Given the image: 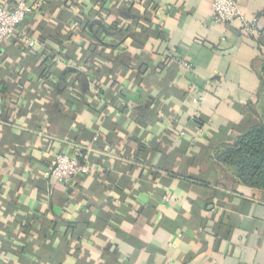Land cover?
Listing matches in <instances>:
<instances>
[{
    "label": "crops",
    "instance_id": "1",
    "mask_svg": "<svg viewBox=\"0 0 264 264\" xmlns=\"http://www.w3.org/2000/svg\"><path fill=\"white\" fill-rule=\"evenodd\" d=\"M48 1L50 14L39 10ZM108 1L110 16L101 18L109 24L127 26L131 13L147 12L134 28L143 41L82 30L83 18L107 29L88 14L98 10L89 0H0L33 9L22 28L35 42L0 44V264H264V191L219 180L202 161L208 141L225 130L222 142L250 118L264 47L238 21L213 22L210 0ZM236 2L263 30L264 0ZM41 25L46 32L61 25L56 42ZM95 43L107 47L105 57L86 54L101 49ZM46 53L54 65L42 71ZM119 55L150 69L143 79L136 69L115 78ZM60 73L74 78L79 91L71 95L87 101L77 108L60 98L68 121L44 97ZM172 88L186 97L176 99ZM141 96L152 99L149 122L136 120ZM194 116L205 123L201 133ZM77 152L91 173L69 185L44 178L55 154ZM29 216L36 223H14ZM65 223L75 224L74 234Z\"/></svg>",
    "mask_w": 264,
    "mask_h": 264
},
{
    "label": "trees",
    "instance_id": "2",
    "mask_svg": "<svg viewBox=\"0 0 264 264\" xmlns=\"http://www.w3.org/2000/svg\"><path fill=\"white\" fill-rule=\"evenodd\" d=\"M69 1V0H67ZM77 1V0H76ZM91 5L96 6L98 10H94V8L88 13L92 17H97L101 22L105 23L107 29L104 31L100 26L98 25H92V21L83 19H80L79 23H82V30H85L86 28L88 31L93 35H110L111 33L114 35V37L119 38L122 40V38L130 37L134 40L135 43L138 44L139 41L144 40V36L142 33L137 34L134 30L136 26H138L139 22H146L148 20L146 18V13L142 14V16H138L135 13H131L129 19L131 20L132 24H129L127 26L121 25L119 22H111L110 24L107 23L106 20L101 18L102 15H106V17L110 16V8H109V1L108 0H89ZM47 2V1H46ZM45 2V3H46ZM43 3L40 11H44L46 13H51L52 9L54 7L52 1H48V3ZM75 2L71 1L70 6H75ZM107 5V6H106ZM47 6V8H46ZM106 6V7H105ZM135 14V15H134ZM61 17V16H59ZM105 17V18H106ZM60 20H64L61 18ZM39 30H43L45 32L46 37L52 40L53 42L57 41V38L59 37V34H61V25L58 27V29H55V31L46 32V29L44 26H39ZM149 29H147V32ZM157 38H162V34L160 32H152ZM94 40V39H93ZM253 40L255 42L259 43L262 47H264V29L258 32V36L254 37ZM40 41H44V38H40ZM95 41V40H94ZM96 44V43H95ZM97 46H101L100 50H95L94 48L88 49L86 54L89 55H98L101 57H105V50L106 46H102L99 44H96ZM66 57L69 58V55L66 54ZM89 59V57H87ZM125 56H118L115 57L113 60L114 65V77L119 76H125L127 71L136 69L135 77L138 79L140 77L143 79V75L145 72L150 69V66L147 64L140 63L132 64L133 62H137L138 58H134L129 63L125 61ZM38 61V60H37ZM50 64V65H49ZM53 57L51 53H46L44 59L40 60V67H42L43 70H48L50 66H53ZM137 65V66H136ZM177 65V64H176ZM163 69V68H162ZM178 72V70H176ZM61 77L60 83H49L50 84V91H46L47 94L44 96L46 99L48 98V108L52 109V111L55 114H58L61 119L64 121H68L71 119V117H68L67 115H62V109L60 107V98L68 99L70 98L71 101L68 102L70 106L75 105L77 108L80 106H83L87 101L83 100L72 92H78V88L76 86V83L74 81V78L71 79L69 82L67 79L71 77L70 75H64L58 74L57 79ZM259 90L257 91V103L255 106H249L250 109V118L245 121V123H242V125L237 128H231V130H235L233 135L227 136L220 142L221 138L218 137H224L225 130L220 132L221 136L214 138V140L208 141L209 144L206 145L207 148H205L204 154H203V163L207 166V168H210L209 170H212L217 179H224L226 182H230L232 185H242L246 186L252 189L262 190L264 191V54L260 61L259 65ZM57 80V81H58ZM113 82H115V79H113ZM79 87V86H78ZM42 89V88H41ZM44 89V88H43ZM40 90V88H39ZM41 91V90H40ZM171 93L174 95V97L178 100H183L186 97L187 92L183 91L178 88H172ZM36 92H38L36 90ZM42 92V91H41ZM80 93V92H79ZM124 92H118L116 96L124 97ZM73 99L76 101V103H73ZM67 101V100H66ZM89 104V103H88ZM87 104V105H88ZM152 105V99L149 97L142 98L141 96V103L139 107L135 108V116L136 120L139 123L147 122L148 114H150L148 111L151 112L149 109ZM126 109V107H124ZM70 115V113L68 114ZM151 119H149L150 121ZM148 121V122H149ZM192 123L197 128H202V126L205 124L204 121L198 116L196 117ZM102 141L101 138H99L98 142ZM97 142V143H98ZM96 143V144H97ZM143 149V147H142ZM13 209H18V206L14 205ZM33 216L18 218L14 220L15 224L22 225V220L25 221V223H36V220L32 218ZM37 219V218H36ZM59 223L56 221L51 222L50 225L52 227H56ZM41 225V224H40ZM65 225L68 227V231L71 234H74V226L75 224L71 223H65Z\"/></svg>",
    "mask_w": 264,
    "mask_h": 264
},
{
    "label": "built area",
    "instance_id": "3",
    "mask_svg": "<svg viewBox=\"0 0 264 264\" xmlns=\"http://www.w3.org/2000/svg\"><path fill=\"white\" fill-rule=\"evenodd\" d=\"M212 6V21L217 24L231 25L238 21L241 24L242 31L247 35L253 37L258 35V31L254 22H249L241 14L236 0H210ZM33 13V9L25 4L7 8L0 6V44L11 43L13 40L19 38L25 40V44L28 48H33L35 42L26 37V32L23 31L22 26L25 20ZM177 63V62H176ZM179 67L189 70L190 66L182 61H178ZM189 94L195 96L194 103L198 106L202 101V97L198 96L197 88L191 85L187 89ZM196 117L191 118V122ZM202 130L199 128V133ZM185 132H179V136H183ZM93 169L88 165L80 153L73 155H67L64 153H57L47 166L44 172V178L50 182H58L62 185H69L75 177L84 176L91 173ZM165 202H168V198H164Z\"/></svg>",
    "mask_w": 264,
    "mask_h": 264
},
{
    "label": "water",
    "instance_id": "4",
    "mask_svg": "<svg viewBox=\"0 0 264 264\" xmlns=\"http://www.w3.org/2000/svg\"><path fill=\"white\" fill-rule=\"evenodd\" d=\"M232 51H233V50H232ZM228 53H230V52H228ZM228 53H224V54L226 55V54H228Z\"/></svg>",
    "mask_w": 264,
    "mask_h": 264
},
{
    "label": "rangeland",
    "instance_id": "5",
    "mask_svg": "<svg viewBox=\"0 0 264 264\" xmlns=\"http://www.w3.org/2000/svg\"><path fill=\"white\" fill-rule=\"evenodd\" d=\"M224 180V179H223ZM225 181V180H224ZM227 183H229V182H227Z\"/></svg>",
    "mask_w": 264,
    "mask_h": 264
}]
</instances>
